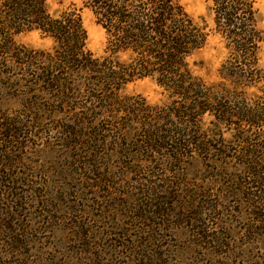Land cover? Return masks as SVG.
<instances>
[{"label": "trees", "instance_id": "16d2710c", "mask_svg": "<svg viewBox=\"0 0 264 264\" xmlns=\"http://www.w3.org/2000/svg\"><path fill=\"white\" fill-rule=\"evenodd\" d=\"M206 1L212 31L225 51L217 81L212 83L196 77L189 62L204 47L209 33L185 12L180 0H80L79 9L55 14L49 12L45 0H0V90L13 91L9 96L24 99L19 118H0L5 122L0 124V200L9 205L0 208L5 220L13 216L12 197L17 192V178L9 172L19 164L6 154L20 151L14 145L20 134H45L43 123L58 114L60 118L50 123V129L56 133L60 149L73 153L66 154L72 167H77L75 171L93 174L104 170L101 149L111 146L108 153L115 152L120 160L130 155L133 162L153 164L156 161L143 155H160L169 176L174 175L161 180L165 187L142 179L149 186L140 194L149 197L140 207L142 212L128 211L130 217L116 214L118 219L130 218L141 226L132 241L157 242L153 228L184 226L192 234L193 246L211 251L206 256L215 257L220 255L218 251L229 249L224 232L213 236L203 230L206 221L217 220L219 207L218 201L209 204L200 200L202 193L203 198H209L204 189L183 193L187 198L185 214L170 210L165 198L157 197L191 187L184 179L188 156L208 158L220 148L223 153L217 156L231 154L244 172L232 177L225 194L240 200L245 197L252 219L247 239L252 242L264 236V72L258 65L264 32L253 1ZM81 9L90 11L105 34L100 57L86 48ZM29 32L50 39L52 48L32 49L17 43L18 36ZM144 78L154 79L167 94L165 105L149 106L138 95L122 94L128 84ZM205 118L208 126L204 127ZM225 133L231 141L221 146L217 141ZM129 169L124 172H140ZM145 172L152 173L150 169ZM30 192L38 193L34 188ZM20 197V193L15 195V199ZM14 209L17 211V206ZM44 213L43 217L51 218L49 212ZM174 218L176 223L171 221ZM5 220H0V234H7L11 251L21 249L14 238L16 230ZM108 229L123 231V224L110 222ZM124 234L118 237L123 239ZM162 245L157 247H167V243ZM122 248L125 245L114 247Z\"/></svg>", "mask_w": 264, "mask_h": 264}, {"label": "rangeland", "instance_id": "374dc122", "mask_svg": "<svg viewBox=\"0 0 264 264\" xmlns=\"http://www.w3.org/2000/svg\"><path fill=\"white\" fill-rule=\"evenodd\" d=\"M251 1L257 10L259 26L264 32V0ZM45 2L51 14L81 7L80 0ZM180 3L199 26H206L209 33L204 47L195 52L189 60L193 74L207 83L215 82L225 51L220 38L212 31L210 4L206 0H180ZM80 17L87 35L86 48L95 57L102 56L105 45L103 30L87 9H81ZM16 41L32 49L52 48V41L37 32L20 35ZM258 65L264 72V42L261 45ZM12 94L13 91L0 90V118L15 120L22 113L24 99L9 96ZM122 94L138 95L149 106L162 107L168 102L167 94L152 78L128 84ZM51 111L57 110L52 108ZM59 118L60 115L55 114L53 121L51 119L43 123L42 129L46 131L43 135L28 132L20 134L19 140L15 142L17 144H14L21 148L20 151L12 155L6 154L8 158L19 162L18 165H13L14 168L9 173L17 178L15 195L20 193L21 197L15 199L13 195V216H8V220H5L0 214V220L4 219L9 228L16 230L14 238L18 240L21 249L11 251L6 240L7 234H0V264H264V236H258L252 242L247 239L249 236L246 230L252 219L245 205V197L240 200L225 194L230 190L232 177L244 173L237 164V158L232 159L229 153H226L225 157H218L217 154L223 153L221 148L217 154L214 152L215 156L212 154L208 158L192 154L191 159L188 156V166L184 172V179L188 180L191 187L183 188L182 192L180 188L171 193L168 191L169 194H157L161 201L165 198L170 210L185 214L183 208L187 198L183 193L193 192L194 188L204 189L209 198H203L202 193L200 200L208 201L209 204L218 201L219 207L217 220L206 221V229L203 230L213 236L224 232L228 250L218 251L217 254L220 255L215 257L206 256L211 251H207L205 247L193 246L192 234L189 228L184 226H171L169 229L165 225L162 229L153 228L157 242H134L132 238L138 235L141 226L130 218L118 219L116 214L123 216L129 215L128 211L135 214L142 212V203L149 200V197L140 195L142 190L149 188L144 179L165 187L161 180L172 179L174 175L169 176L166 171L168 166L161 162L160 155H143L156 161L153 164L133 162L129 159L130 155H125V158L120 160L115 152L108 153L111 146L101 149L104 170H94L93 174L84 170L75 171L77 167H72L73 164L66 154L73 156V153L60 149L58 137L50 129V123ZM3 123L5 122L0 120V124ZM205 126H208L207 118L204 120ZM228 141H231L230 137L225 133L217 144L227 146L230 143ZM212 144L216 143L213 141ZM130 150L133 151L134 148ZM130 150L129 154L132 153ZM126 168L140 172L130 174L124 172ZM143 168L145 171L150 169L152 173L142 171ZM262 169L264 172V168ZM106 173H109V177L105 176ZM99 179L101 181L97 182ZM262 179L264 183V174ZM96 184L100 187L95 188ZM32 188L38 192L35 196L30 192ZM14 206H17V211ZM69 207L73 210H68ZM0 208L4 210L9 208V205L1 199ZM44 212H49L51 218L43 217ZM191 212L192 210H189L187 215L190 216ZM154 221L158 222L155 219ZM171 221L176 223L178 219ZM110 222L123 224V231L108 229ZM125 232L127 234H124ZM118 234H124L123 239L118 237ZM166 243L167 247H157L161 244L165 246ZM120 244L125 245V249H114ZM138 244H144V247Z\"/></svg>", "mask_w": 264, "mask_h": 264}]
</instances>
